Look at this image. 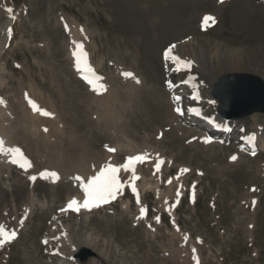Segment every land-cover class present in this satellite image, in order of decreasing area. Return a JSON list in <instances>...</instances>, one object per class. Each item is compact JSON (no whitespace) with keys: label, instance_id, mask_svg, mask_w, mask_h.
I'll return each instance as SVG.
<instances>
[{"label":"rangeland","instance_id":"1","mask_svg":"<svg viewBox=\"0 0 264 264\" xmlns=\"http://www.w3.org/2000/svg\"><path fill=\"white\" fill-rule=\"evenodd\" d=\"M9 7L16 14L13 40L0 55V100L1 107L6 106L0 110V139L5 149L12 147L5 140L13 137L11 145L25 150L36 163H42L47 153L68 151L73 156L68 164L84 151V159L75 162L86 160L88 168L97 167L100 156L118 164L129 154L146 152L149 158L136 168L142 175L138 182L147 185L138 194L148 214L136 219L137 196L126 189L125 197L71 218L69 211H62L68 209L65 184L49 181L52 187L37 178L28 190L17 172L8 171L7 155L0 160V214L14 212L18 239L0 247V264H81L61 260L57 254L56 237L64 236L68 223L71 238L90 237L95 243L89 248L98 257L85 264H264V147L254 156L239 151L238 133L206 147L196 138L202 130L182 121L179 135L171 125V117L177 120L165 85L170 65L161 56L169 46L175 45L178 52L199 40L206 52L197 48L202 58L192 73L210 78V89L222 76L233 80L234 73L264 80L261 0H0V27L4 28ZM206 15L215 22L203 24ZM76 43L86 54L84 60L102 77L105 88L100 94L76 77L73 53L80 51ZM215 45L238 50L246 70L218 72L211 59L210 46ZM125 72L132 73L135 81ZM181 78L177 73L173 80ZM198 86L202 101L212 98L210 89ZM21 88L35 93L45 110L52 106L47 111L61 124L50 132L51 138L46 128L35 133L19 124ZM175 91L189 105V88ZM6 101L12 104L10 109ZM201 104L205 114L215 113L216 106ZM253 116L236 121V128L254 132L256 125L264 127V115ZM105 146L115 149L116 155ZM157 156L163 161L158 172ZM119 177L124 186L128 174ZM125 204L129 211L122 208ZM172 205H177L174 215L166 211ZM156 217L161 221L157 223ZM170 219L177 220L179 228L171 226ZM44 238L51 240L50 247L41 243Z\"/></svg>","mask_w":264,"mask_h":264},{"label":"bare ground","instance_id":"2","mask_svg":"<svg viewBox=\"0 0 264 264\" xmlns=\"http://www.w3.org/2000/svg\"><path fill=\"white\" fill-rule=\"evenodd\" d=\"M224 1V0H223ZM221 2V1H220ZM261 3L263 4L264 6V0H261ZM8 14V15H7ZM15 13L12 12L11 14L9 13H6L5 16L3 18H7L6 21H5V25H4V28L3 27H0V55L3 54L5 52V45H8L7 42L10 41L11 37L8 36V30L9 29H12V20L14 17V19L16 18V14L14 15ZM2 17V16H0ZM2 20H5V19H2ZM1 22V21H0ZM3 23V21L1 22ZM3 26V25H2ZM2 28V29H1ZM198 39V38H197ZM13 40V39H12ZM197 43L196 45H194L193 43L195 42L194 40L191 41V44H187V47H184L183 45V48L181 49H178V52H176L175 50L172 49V55H176V56H179L182 60H187V61H191V66H190V69L189 71H185L184 75H183V78L177 80L176 82L177 83H181L183 81V79L185 78V76L188 74H194L192 73V70L194 68H197V65L199 64L200 62V58H202L199 54V50H197V48L199 47H202L200 48V50H203L202 52H206V49L203 48V47H206L204 42L202 41H199V40H196ZM190 42V41H189ZM210 43H208L209 45ZM11 45V44H10ZM195 46H198V47H195ZM211 48V51L214 55V58H211L213 63L215 65H217L218 67V72H224V70H229L230 72L228 73H232L233 71H245V65L243 63V60L241 58V53L238 52V50H235L233 48H225L223 50H220L219 49V46H210ZM88 51V50H87ZM197 52V53H196ZM91 55V54H90ZM213 57V56H212ZM91 58V57H90ZM199 59V61H198ZM206 59V58H205ZM204 61V60H203ZM92 62V61H91ZM171 67H170V76H169V79L173 78V72H172V68L175 67V64L176 62L174 60L171 59ZM98 66V65H97ZM201 71V70H200ZM81 71H79L78 73H80ZM202 72V71H201ZM203 74V73H202ZM137 76V75H135ZM207 76H208V73H207ZM137 78V77H136ZM208 78V77H207ZM137 80V79H136ZM2 81V80H1ZM133 82L135 81L134 79L132 80ZM79 82V81H78ZM144 82V81H143ZM176 82H171V84H174ZM1 83V82H0ZM80 83V82H79ZM132 83V82H130ZM142 83V82H141ZM5 84V83H4ZM204 84L208 89H210L211 87V84H212V80L210 82V78H208V80L206 79V76H203V78H201L200 74L199 75H195V78L191 81V82H188V86H190L192 89H197L198 85H202ZM137 85V84H136ZM142 86L143 83H142ZM186 86V85H185ZM200 87V86H199ZM111 87H109L110 89ZM131 88V87H130ZM21 90L22 93H21ZM108 91V90H107ZM110 92V90H109ZM147 93V92H146ZM32 94H35V93H31V92H26L25 89L21 88L20 89V101L18 102V104L20 105L19 108H22L21 109V112H20V117L18 118V121H19V124H21L24 128V130H33L31 132H35L37 133L39 130H42L43 129H47V131H45V133L47 134V137L48 138H51V136L53 134H50V132L54 131L56 127H58L59 124L61 123H58V119L55 115H53V117L51 118L50 116L46 119L44 118V115H41L39 111H34L32 109V107L29 105V108L27 109V103L28 101L25 100V97H27L29 100L35 102V104L40 108L42 109V104L40 103L39 100H37L38 96H34ZM105 95H109L108 94H105ZM105 95H103L102 97H106ZM89 98V97H88ZM200 99V97H199ZM207 100V101H206ZM204 101H202L200 99V102L201 103H206L209 107H215L216 106V102L212 99V98H208ZM5 102V101H4ZM94 102V101H93ZM39 103V104H38ZM170 103V102H169ZM8 104V102L6 101V105ZM171 104V103H170ZM47 105V104H46ZM2 106V103H0V110H3L5 107H1ZM12 106V104H8V108L10 109V107ZM52 106H50L48 104V107L45 106V108H47L46 110H49V108L51 109ZM18 108V109H19ZM27 110H26V109ZM103 108V107H102ZM174 108V107H173ZM172 108V105H171V110H173ZM12 109V108H11ZM54 109V108H52ZM43 110V109H42ZM56 110V109H54ZM194 110V109H193ZM50 111V110H49ZM48 112V111H47ZM190 112H191V109H189L186 113H184V118H187V120L189 119L190 121H194L195 124H198L200 125V127L202 129H206L208 130L206 124H204L209 118H211L210 116H205L199 109H196L194 110V114L190 116ZM55 113V112H54ZM198 113V114H197ZM53 114V113H51ZM56 114V113H55ZM256 115V114H254ZM117 116V115H116ZM253 116V115H252ZM174 117L176 118L177 122H174L172 117H171V122H172V127L174 128V130H178V134L181 135L182 131L180 130V127H179V123H180V119L174 115ZM253 117H256V116H253ZM2 118V117H1ZM16 118V117H15ZM182 118V119H184ZM60 119V118H59ZM213 120H216L218 121L219 123H221L222 125H224L226 123V121L220 119L219 117L217 116H214ZM44 121L46 122H49L48 127H44V126H47V125H44ZM60 122V121H59ZM170 122V123H171ZM8 123V122H7ZM182 123V122H181ZM46 124V123H45ZM4 125V124H3ZM1 125V126H3ZM44 125V126H43ZM11 126V125H10ZM20 126V125H19ZM234 126V125H233ZM209 127V126H208ZM257 125H256V130H257ZM3 129V128H2ZM54 129V130H53ZM233 129V128H232ZM12 130V129H11ZM211 130V129H210ZM4 132V130H3ZM43 133V132H42ZM174 133V132H173ZM206 133L203 131V134ZM33 134V133H32ZM41 134V132L39 133ZM177 134V135H178ZM185 135H187V133H184ZM229 134V133H228ZM227 134V135H228ZM35 135V134H34ZM33 135V136H34ZM42 135V134H41ZM44 135V134H43ZM43 135H42V138H43ZM178 135V136H179ZM205 136H196V138L199 139L200 143H202V145L204 146H210V144H214L213 142H216L215 139H213L212 137L210 136H207L206 134H204ZM39 136V135H38ZM5 137H11L10 136V132H5ZM35 137V136H34ZM40 137V136H39ZM46 137V138H47ZM247 136H245L243 139H245ZM249 137V136H248ZM247 137V138H248ZM47 138V139H48ZM247 138L245 139L246 141ZM37 139V136L36 138ZM39 139V143H40V138ZM45 139V137L43 138ZM197 139V141H198ZM14 138H7L5 141L9 144V146H14V145H11L12 142H15L13 141ZM46 140V139H45ZM44 141V140H43ZM49 141V140H48ZM207 141V142H205ZM219 143V142H217ZM50 144V143H49ZM255 144H256V147H264V127L262 129H260V131H257V139L255 140ZM54 145V144H53ZM49 148V147H48ZM12 149V148H11ZM117 149H119V146H117ZM121 149H119L118 151H120ZM86 151V150H85ZM91 151H94V150H91ZM100 151V150H99ZM117 151V150H116ZM124 153H128V152H125V151H129L127 149L125 150H122ZM136 151V150H135ZM49 152V151H48ZM84 152V151H83ZM83 152H80L77 154V159L75 160H79V159H82V154ZM95 152V151H94ZM93 152V153H94ZM51 154L47 153V157L46 159H52L53 161L49 162V163H45L46 159H44V161L40 164V163H36L35 160H33L31 158V160L28 158L27 155H25V159L31 163V167L28 168V167H20L19 163L17 164H14L12 163V159H13V156L11 155V153L5 151V152H0V160L3 159L5 156H9V164H8V171H15L17 172L20 177L18 179L19 182H22L24 181L25 182V186L28 188L29 190V187H32L33 183H35L33 180H30L29 177L30 176H35L36 177V180L37 178H41L40 177V173L42 172H54L57 174L58 176V179H55V178H48V179H43L44 181L46 182H49V181H53L55 182L57 185L60 184V183H63L65 184L66 188L68 189L67 191H69L68 193V200L66 201L67 204L70 200L72 199H75L77 202H78V205H82L84 201V199L82 200H79L80 198L78 197L79 194H84V190H83V187L81 186V181L83 182V184H86L87 183V179L91 176H94L96 175V173L99 171L100 167L102 165H105V164H108L109 162H106V158H103L102 156H100V160H99V163L97 164V167H89L86 166L87 163H86V160H82V162H78L76 163L75 160L71 163V164H68V160L70 158H72L73 156H71L68 151H63V153L61 154H52V152H50ZM60 153V152H58ZM87 153V152H86ZM105 153V152H104ZM114 153V152H113ZM72 154V153H71ZM102 154V153H101ZM106 154V153H105ZM115 154V153H114ZM133 154V153H132ZM94 155H99V153L95 152ZM116 155V154H115ZM128 155V154H127ZM138 155V154H136ZM91 156V155H90ZM89 156V157H90ZM131 154H129L126 158L130 157ZM82 157V158H81ZM88 157V156H87ZM108 157V156H107ZM6 159V158H5ZM42 159V157H41ZM40 159V160H41ZM84 159V158H83ZM57 160V161H56ZM80 161V160H79ZM125 162V161H124ZM124 162H120L118 164L116 163H111L112 165L114 166H118V165H121L123 164ZM1 163V162H0ZM20 163H23V161L21 160ZM89 163V162H88ZM93 163V161H92ZM4 166V165H3ZM5 169V168H4ZM140 169V168H139ZM139 169L137 170L136 168V174L137 176L140 177L142 176L139 172ZM85 172H88L85 173ZM122 175L123 174H128V177L131 176V173L130 172H124L123 170H121L120 172ZM119 173V174H120ZM79 176L81 178V181H76L74 179V177H77ZM139 179H137L134 184H135V187L137 189V192L139 191H143L144 190V187H147V185L145 184V186L143 185L144 183L140 184L138 181ZM38 181V180H37ZM36 181V182H37ZM128 181H129V178H128ZM51 184L50 182L48 183V185ZM54 184V183H53ZM158 185V184H157ZM52 186V184H51ZM138 186L140 187L141 190H138ZM52 187H55V185H53ZM57 187V186H56ZM149 187V186H148ZM125 195V190H124V187L122 188L121 190V193L118 194L117 196H124ZM160 195V194H159ZM67 204L64 206V207H67ZM102 204V203H101ZM26 205L22 206L23 208H26L25 207ZM126 205L123 206L122 208L125 210H128L126 209ZM173 206V205H172ZM99 207H104V206H99ZM99 207H92L90 210H85V208L83 207H80L79 211H74L72 210L71 212H67L68 216L69 217H73L74 216V213H78V212H83V211H91V210H94V211H98L97 209H100ZM145 208V206L141 205V204H138V212L137 214L140 216V209L141 208ZM175 206H173L172 208H174ZM70 210V209H69ZM174 210L175 209H170V207L166 208V211L168 213H174ZM6 211V210H5ZM23 211V210H22ZM28 211V210H27ZM129 211V210H128ZM20 212V210H19ZM123 212H127V211H124ZM1 213V212H0ZM66 213V212H65ZM145 217V215H144ZM143 217V218H144ZM0 223L4 224L7 226V228L9 230H13L14 229V223L17 221V218H16V215L14 214V212L10 211V210H7L6 213H2L0 214ZM174 218V217H173ZM138 220H141V219H138ZM19 221H21V219H19ZM157 221V220H155ZM158 223V222H157ZM156 223V224H157ZM72 225V224H71ZM70 223H68L67 225H64V236H61L60 233H58L59 235L56 237V239L58 240L57 241V244H58V248L57 251L59 254V256H61V260L63 259H69L70 261H74V259L72 258V255L73 253L79 249V248H82V247H86V248H89V247H96L95 246V243L93 242V239L90 238V237H87V238H84L83 239H80L79 237L76 236V238H71V234L69 235V232H70ZM149 228V226H148ZM153 229V228H152ZM147 231H149L147 229ZM68 232V233H67ZM18 233V232H17ZM150 233V232H149ZM152 234V233H150ZM18 237V236H17ZM16 237V239H18ZM153 237V236H152ZM55 239V240H56ZM46 240V247H50L51 246V240L50 239H47L45 238ZM61 247V248H60ZM151 247V246H150ZM67 249H69V252L66 251ZM91 249V248H89ZM93 250V249H92ZM178 250V249H177ZM67 253H66V252ZM96 252V250H94ZM186 252V251H185ZM64 262L63 261H60L59 264H63Z\"/></svg>","mask_w":264,"mask_h":264},{"label":"snow or ice","instance_id":"3","mask_svg":"<svg viewBox=\"0 0 264 264\" xmlns=\"http://www.w3.org/2000/svg\"><path fill=\"white\" fill-rule=\"evenodd\" d=\"M6 11L11 14L12 13V8H7ZM14 19V17H12ZM209 22H215V18L213 16L206 15L203 18V24L207 25ZM9 34L11 33V29L8 30ZM76 48L80 49L79 52H74L73 55L76 58V65L77 68L80 69V65L83 62L86 54L82 50V46L79 43H76ZM175 47V45L170 46L167 50H165V58H171L175 62L185 66V67H190L191 61L187 60H182L179 56L172 55V49ZM83 71V69H80ZM123 75L126 78H133L132 73L130 72H125ZM84 79L87 81L89 86L91 87L92 91L96 92L97 94H100L101 90L105 88L103 83H101L102 78L97 77L96 74L90 69H87V74L84 76ZM139 83V81H136ZM27 98V97H26ZM177 100L179 99L178 97L176 98ZM29 105L32 107L34 111H39L41 115L44 116H50L51 113L44 111L40 109L35 102L29 100ZM0 103H3L2 100H0ZM177 112L180 111L179 108L176 109ZM198 114V113H197ZM47 131V129H45ZM253 137H249L248 140L251 142ZM207 142V141H205ZM107 150L109 152H114L115 149H112L110 147H107ZM9 152L13 156L12 163L17 164L19 163L20 167H31V163L28 162L24 157L23 154L21 153L19 148H12V149H5L4 147V141L0 139V152ZM149 158L148 153H142L138 154L135 156H130L126 158L125 162L121 165L114 166L111 163L102 165L99 169V171L96 173V175L91 176L87 179V183L83 184L81 181V178L79 176L74 177L76 181H81V186L83 187L84 193H85V199L83 201L82 205H78V202L75 199H72L68 202L67 208L72 209L74 211H79L80 207H83L85 209L90 210L92 207H99L101 203H108L111 200L115 199L118 194L121 193V190L123 188V184L121 183L119 173L121 170L124 172H130L131 176L129 177V186L131 187V191L134 195L137 196V203H139V194L137 192V189L135 187L134 182L139 179V177L136 174V164L140 163L143 164L146 159ZM230 159L235 160L237 159L236 156H232ZM23 161V163H20V161ZM163 161L157 156L156 158V164H155V170L158 172L160 169L161 164ZM181 171H187V169H182ZM155 175V172L153 173ZM40 177L43 179H48L50 177L58 179V176L54 172H42L40 173ZM30 180L35 181L36 177L35 176H30ZM171 182V181H169ZM177 196H179V191L177 192ZM167 203V201H165ZM255 203V202H253ZM65 209H62L64 211ZM146 214V209L141 208L140 209V216L138 219H141L144 217ZM157 222H159V217H156ZM21 225L23 224V220L20 221ZM17 236V232L13 230H9L6 225L0 223V247L5 245L6 243H10L13 241ZM46 242V241H45ZM195 259V257H194Z\"/></svg>","mask_w":264,"mask_h":264},{"label":"water","instance_id":"4","mask_svg":"<svg viewBox=\"0 0 264 264\" xmlns=\"http://www.w3.org/2000/svg\"><path fill=\"white\" fill-rule=\"evenodd\" d=\"M222 76L211 94L218 100L217 113L226 120H239L254 113L264 114V80L247 73ZM81 264L88 258L98 257L96 252L82 247L74 255Z\"/></svg>","mask_w":264,"mask_h":264}]
</instances>
